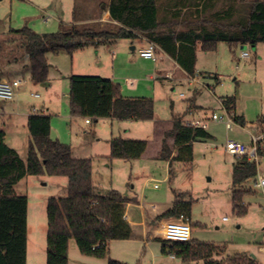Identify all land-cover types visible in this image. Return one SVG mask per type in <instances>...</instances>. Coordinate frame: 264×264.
I'll use <instances>...</instances> for the list:
<instances>
[{"label": "trees", "instance_id": "16d2710c", "mask_svg": "<svg viewBox=\"0 0 264 264\" xmlns=\"http://www.w3.org/2000/svg\"><path fill=\"white\" fill-rule=\"evenodd\" d=\"M107 11L115 23L111 29L101 27L102 23L98 22L81 26L73 21L51 34H38L27 27L11 30L10 33L19 36L22 42V54L10 59L7 64H24L27 58L30 80L46 84L49 80L50 52L58 54L64 51L72 56L88 47L142 35L155 42L188 76L193 77L196 74L198 45L204 52H214L220 42L229 44L231 49L238 45L253 47L264 43V0H110ZM169 16L173 18L171 27L166 22ZM195 17L197 22H191L187 32L174 29ZM163 27L168 29L167 32H162ZM5 72V68L0 69V81ZM221 102L225 110L235 116L236 96L222 98ZM69 107L73 117L94 122L100 119L144 122L155 118L152 98L124 97L115 82L93 75L73 74L69 77ZM192 107L202 110L195 103L191 104ZM263 122L264 116L259 118L258 123ZM27 130L29 142L24 161L16 150L6 144V133L0 128V264H27L28 198L17 194L15 187L31 176L67 179L66 197L49 201V264H69L70 239L76 241L82 255L107 258L112 241L132 237V229L125 219L128 198L116 190L103 195L96 188L94 159H76L69 144L53 139L49 115H31ZM212 138L206 130L187 126L182 116L174 115L171 130L164 134L160 159L169 161L171 167L174 163L191 165L194 144ZM168 139H173L172 147L168 146ZM109 145L110 154L105 157L108 162L133 161L144 155L148 142L112 137ZM257 154L264 157V148L259 147ZM257 173L258 167L248 155L236 157L231 189L233 208L239 216L248 212L244 198L253 193ZM251 183L254 187H246ZM173 193L172 207L159 219H177L182 215L191 219L194 201L188 192ZM162 251L176 256L184 264H259L246 254L227 255L226 245L196 239L172 241L169 246L164 245ZM109 264L125 263L110 259Z\"/></svg>", "mask_w": 264, "mask_h": 264}, {"label": "rangeland", "instance_id": "374dc122", "mask_svg": "<svg viewBox=\"0 0 264 264\" xmlns=\"http://www.w3.org/2000/svg\"><path fill=\"white\" fill-rule=\"evenodd\" d=\"M108 1L0 0V46H3L0 48L2 49L0 69H7L9 60L16 59L22 54V42L19 36L10 33L11 30L27 27L38 34H51L73 21H84L78 22L81 26L95 25L94 21L89 22L90 19L95 17ZM131 41V39H125L122 43ZM100 46L103 48L102 46L106 45L103 43L98 45ZM258 46L260 54L256 55ZM122 50L125 56L137 54L130 47ZM114 51L117 52L120 49H114ZM86 52L91 51L89 49L79 51L72 56L64 51L59 54L50 52L48 54L51 64L50 82L60 81L62 90L67 85L69 88V77L75 59L78 58L76 60L81 62ZM244 52L249 53L250 56L243 58ZM261 55L263 59H260ZM108 58L111 62L112 57ZM162 64L166 68L172 66V62L168 59H165ZM196 70L199 78L194 84H189L188 77L179 75L180 72H174L170 80L155 81L157 91L154 96L151 95L148 98L155 100V110L161 119L172 120L174 115L182 116L183 120L190 119L193 117L191 111H198L199 115L196 117H201L202 111L209 117L212 113L222 116L225 112L221 99L232 96L237 98L236 111L239 116L255 122L264 116V43L253 47L248 44L238 45L237 48L231 49L229 44L220 42L214 52L199 50ZM80 71H84L81 72L83 75H94L89 74L91 70ZM19 75V78H24L25 83L31 82L27 70L21 68ZM12 76L6 73L3 80L11 81ZM24 84L20 93L25 90ZM192 103L203 107L202 110L190 108ZM12 110V103L0 100V128L9 131V143L13 137L18 139L19 143L23 140L21 136L23 129L20 122L18 123L13 117L10 118L9 113ZM58 120V133L61 132L65 139H69L68 122ZM87 130L89 134L97 133V138H101L100 144H97L99 153L106 155L105 157L109 156L108 140L113 136V131H116L112 129L111 123L104 119L92 121V125ZM208 131L213 138L194 145V161L191 165L176 163L172 165L171 182L163 180L170 171L164 160L144 159L147 162L146 168L142 167V163L138 168L137 165L133 166L131 161L108 162L105 157H99L92 158L94 159L95 186L100 188L103 195L109 192V188L119 191L123 196L132 194L134 191L139 194L145 178L151 173L150 175L159 181V189L147 187L146 195L151 201L149 203L159 205L169 203L165 202L164 194H168L170 189L188 190L189 197L194 201L191 213L193 239L226 245L227 255L246 254L254 256L259 264H264V190L255 188L252 183L247 184L246 187H254L253 193L244 198L248 212L243 216L235 213L232 203L231 174L236 157L226 153L224 149L228 139L248 145H252V139L249 133L237 124L228 131L225 124L210 121ZM93 137L88 135L86 138L88 141H94ZM150 148L148 157L154 150L153 146ZM262 162L264 164V158ZM19 193L28 198L27 264H49L47 240L49 201L66 197L67 179L49 176L27 177ZM223 218H227L228 222L223 221ZM155 229L158 228L154 227L153 230ZM153 234L155 235V232ZM148 242L145 244L143 239L137 237L124 241H112L109 244L108 257L97 259L82 255L76 241L70 239L68 262L69 264H109V260L113 259L125 264H184L176 256L163 253V246H169L170 242H164L159 235L149 238Z\"/></svg>", "mask_w": 264, "mask_h": 264}, {"label": "crops", "instance_id": "0c3cea01", "mask_svg": "<svg viewBox=\"0 0 264 264\" xmlns=\"http://www.w3.org/2000/svg\"><path fill=\"white\" fill-rule=\"evenodd\" d=\"M109 3L110 0L105 6L100 8V12L98 11L95 17L90 19L89 22L94 21V22L102 23L101 27L103 28H108V29L113 28L115 26V23L111 21L110 14L107 11ZM77 22L81 23L84 21L80 20ZM166 22L169 24L168 26L171 27L172 24L170 23H173V18L169 16ZM191 22H197V18L196 17L189 18V20L185 24L181 23L177 25L174 29L177 32H187L189 30L188 26H190L189 24ZM163 28L164 29H161L162 32H167L168 29L165 27ZM124 40L125 39H118V40L106 42L104 43L106 46H102L103 48H101V46L88 47L82 50V51H86L87 49H89V51L91 52H86V54L82 56L81 62H78V60H76L78 58L75 59L71 75L73 74L83 75L81 74V72L84 71H80V70H91L89 71L90 72L89 74H94L93 76H100L102 78L110 79L113 82H115L117 85H119L122 95L127 98H142V97L148 98L151 95L154 96L155 92L157 91L155 81L166 80V79L170 80L174 72L176 73L180 72L181 74L179 73V75L188 77V74L185 71H183L180 68V66L172 58H170L167 54H165L161 49L157 51V57L159 58L158 61L146 60L140 57L139 50L145 49L149 46V43H155V42L149 41L146 37L142 35H138L137 38L131 39L132 41L127 42L126 44L122 43V41ZM127 47H130L132 51L137 54L125 56L124 55L125 53L122 49ZM114 49H120V51L115 52ZM199 50H201L200 45H198V49H197V63H198ZM259 54H260V49L258 46L256 48V55ZM109 56L112 57L111 62H109V58H108ZM26 59L27 58H25L24 64H13L6 69L5 73L9 74L10 76L13 75L11 80L19 78L20 76L19 73L21 68L27 70L28 76L30 77V69ZM165 59H168L172 62L171 68L170 66L169 68H166L162 64ZM260 59H263L262 55ZM50 69H51V64H50ZM197 72L198 71L196 70V73ZM84 74H88V73H84ZM24 85H25L24 86L25 90L20 93L18 99L7 101L13 104V110L12 112L9 113V116L10 118L13 117V119H16L18 123L20 122V125L23 129V133H21L23 140H20V142L18 143V139L13 137L11 139V143H9L10 133L8 130L3 129L6 133V140H5L6 144L12 149L16 150L24 161L26 160L27 147L29 142V132L27 130L28 120L31 115L39 114V113L49 115L51 117L52 138L59 140L62 143L69 144L71 146L72 156L74 158L90 159V158H99V157L104 158L106 156L100 154L98 151L99 146H97V144H100L101 138H97L96 132L95 135H93V134H89L90 132L87 130V128H89L92 125V121L88 123L87 121L89 119H85L82 117H73L71 115L69 101H68L69 99L68 85L67 87L64 86L63 90L61 89L60 81L50 82V80H48V83L46 84H38L31 81L29 83H25ZM32 94H38L39 97L35 98L32 96ZM154 104H155V100H154ZM195 105L200 107L198 104ZM202 108L203 107H201V109ZM197 112L198 111L196 112L191 111L190 113L191 116L193 117H191L190 119H200V120L210 119L209 115L207 116L206 114H204L203 111L201 117H196V115H199L197 114ZM235 116L238 123L237 125H240V127H242L245 131H247L250 137L253 134H255L256 131H258L259 129L258 122H255L252 119H245L243 116H239L237 111L235 113ZM58 119H61L63 122H68L67 135L69 136V139H65L64 135H62L61 132L58 133V129H57V125L59 121ZM190 119L184 118V120H190ZM104 120L110 122L112 125V129L116 130L115 132L113 131L112 137H123L129 139L133 138L136 140H146L148 142V147L144 155L138 160L131 161L133 166L137 165L139 168L140 163H142V167L146 168L147 162H145L144 159L150 158L152 160H161L160 155H161L164 134L171 130L172 120L161 119L157 115L156 110H155V118L154 120L151 121L138 122L132 120H127V121H119L115 119H104ZM206 131L209 133L208 126ZM26 133H28V135ZM127 133L131 135H124ZM88 135L94 136L93 137L95 138L93 139L94 141H88L86 138ZM167 144L169 147H172L173 139H168ZM246 145L250 146L248 144ZM151 146H153L154 150H152L153 151L152 154H150V157H148V153L151 149L150 148ZM175 154L176 153L174 152L173 156ZM166 165L168 170H170L171 166L169 161H166ZM263 167L264 164L262 162L261 168ZM168 173L163 180L171 182L172 179L171 170ZM150 174L151 173H149L145 178L139 194L134 191V193L125 196L126 198H128V203L125 204V219L129 223L133 232L131 239L135 237L141 238L143 239L145 244L149 243L148 242L149 238L151 239L158 236L160 229L163 228V226L168 221L171 220V219H159V217L172 207L174 201L173 192L174 191L189 192L188 190H182L180 188H175V189L172 188L170 189V192H167L168 194L166 193L164 194V198L166 200L165 202H169V203H166L165 205L149 203L151 201L148 199L146 195V188L153 187V189H155L154 186L158 185L157 189H159V183H158L159 181H157L155 177L151 176ZM25 181H27V178L23 179L15 187V191L17 194L22 195L19 193V189L25 183ZM96 188L100 190V188H98L97 186ZM108 190L112 191L115 189L109 188ZM223 221L228 222V220H224V218ZM191 224H192V219H191ZM154 227H157L158 229L153 230ZM153 232H155V235L153 234Z\"/></svg>", "mask_w": 264, "mask_h": 264}, {"label": "built area", "instance_id": "2783aa9c", "mask_svg": "<svg viewBox=\"0 0 264 264\" xmlns=\"http://www.w3.org/2000/svg\"><path fill=\"white\" fill-rule=\"evenodd\" d=\"M160 48L155 43H149V46L145 49L139 50V55L141 58L146 60L158 61L159 58L157 57V51ZM249 53L244 52L242 54L243 58L249 57ZM199 78L197 74L193 77L188 76V83L194 84L196 80ZM24 84V78H17L11 81L8 80H1L0 81V100L10 101L18 99L20 95V90ZM33 97L38 98V94H32ZM184 96V94H182ZM224 108V107H223ZM225 114L219 116L215 113H212L209 120H200V119H190L184 120L185 125L195 127V128H202L204 130L207 129L208 122L214 121L218 123H223L226 125L228 131L232 130L233 127L238 124L235 120V116L229 114L224 108ZM88 123L91 121L88 120ZM252 145L247 146L246 144L228 139L224 146L226 153L235 156V157H242L248 155L251 161L255 162L258 167V173L256 177V188H260L264 190V167L261 168L262 159L257 154V150L259 147L264 148V123L259 124L258 131L255 132L251 136ZM155 189L158 188V185L154 186ZM224 220H228L224 218ZM159 236L162 240L169 241V242H189L192 239V226H191V219L188 216L182 215L175 220L168 221L163 228L159 231Z\"/></svg>", "mask_w": 264, "mask_h": 264}, {"label": "water", "instance_id": "95a60500", "mask_svg": "<svg viewBox=\"0 0 264 264\" xmlns=\"http://www.w3.org/2000/svg\"><path fill=\"white\" fill-rule=\"evenodd\" d=\"M253 258H254V256H253Z\"/></svg>", "mask_w": 264, "mask_h": 264}]
</instances>
